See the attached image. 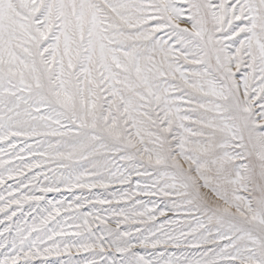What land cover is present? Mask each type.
Instances as JSON below:
<instances>
[{
    "label": "snow or ice",
    "instance_id": "snow-or-ice-1",
    "mask_svg": "<svg viewBox=\"0 0 264 264\" xmlns=\"http://www.w3.org/2000/svg\"><path fill=\"white\" fill-rule=\"evenodd\" d=\"M0 264H264V0H0Z\"/></svg>",
    "mask_w": 264,
    "mask_h": 264
}]
</instances>
